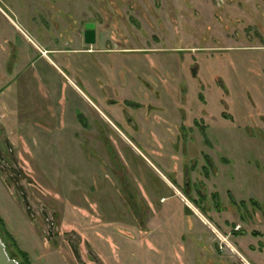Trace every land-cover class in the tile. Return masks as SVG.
<instances>
[{
    "label": "rangeland",
    "instance_id": "rangeland-1",
    "mask_svg": "<svg viewBox=\"0 0 264 264\" xmlns=\"http://www.w3.org/2000/svg\"><path fill=\"white\" fill-rule=\"evenodd\" d=\"M0 237L23 264H264V0H0Z\"/></svg>",
    "mask_w": 264,
    "mask_h": 264
},
{
    "label": "flooded vegetation",
    "instance_id": "flooded-vegetation-1",
    "mask_svg": "<svg viewBox=\"0 0 264 264\" xmlns=\"http://www.w3.org/2000/svg\"><path fill=\"white\" fill-rule=\"evenodd\" d=\"M83 28L84 30L80 32V35L83 36V41L88 45H94L96 43L94 24L86 23L84 24ZM41 52L46 55L45 51H41ZM122 102H124V104H130L128 99L122 100Z\"/></svg>",
    "mask_w": 264,
    "mask_h": 264
},
{
    "label": "water",
    "instance_id": "water-1",
    "mask_svg": "<svg viewBox=\"0 0 264 264\" xmlns=\"http://www.w3.org/2000/svg\"><path fill=\"white\" fill-rule=\"evenodd\" d=\"M0 264H19L17 260L11 258L6 250V245L0 237Z\"/></svg>",
    "mask_w": 264,
    "mask_h": 264
},
{
    "label": "trees",
    "instance_id": "trees-1",
    "mask_svg": "<svg viewBox=\"0 0 264 264\" xmlns=\"http://www.w3.org/2000/svg\"><path fill=\"white\" fill-rule=\"evenodd\" d=\"M9 255H10V254H9ZM10 257L13 258L11 255H10ZM19 264H23V263H20V262H19Z\"/></svg>",
    "mask_w": 264,
    "mask_h": 264
}]
</instances>
